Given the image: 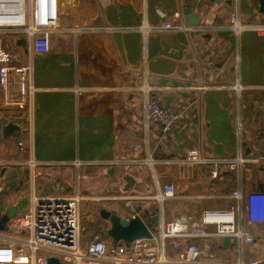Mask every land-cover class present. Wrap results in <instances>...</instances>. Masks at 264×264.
Masks as SVG:
<instances>
[{
  "label": "crops",
  "instance_id": "obj_1",
  "mask_svg": "<svg viewBox=\"0 0 264 264\" xmlns=\"http://www.w3.org/2000/svg\"><path fill=\"white\" fill-rule=\"evenodd\" d=\"M186 7V0H58L55 55L32 54L17 43L14 57L28 67L32 107L0 114V221L9 214L0 235L15 228L36 200L72 197L78 199L80 245L107 248L114 245L104 237L109 224L103 214L141 215L155 234L176 215L198 221L206 210L229 209L232 191H264L260 1L192 0L197 26L187 22ZM232 14L247 27L239 38L219 29ZM81 15L95 31H73ZM182 23L208 30L185 31ZM198 65L201 92L194 87ZM237 77L255 87L249 98L228 88ZM150 99L175 111L172 132L147 120ZM125 118L139 125L144 161H121ZM192 151L198 153L195 179L179 181L176 164ZM239 154L248 162L232 170L230 161ZM164 185L174 194L160 202ZM253 230L254 242L241 253L234 238L214 235L167 239L163 250L171 260L191 253L210 264L264 259V224ZM211 249L214 255H207Z\"/></svg>",
  "mask_w": 264,
  "mask_h": 264
},
{
  "label": "built area",
  "instance_id": "obj_2",
  "mask_svg": "<svg viewBox=\"0 0 264 264\" xmlns=\"http://www.w3.org/2000/svg\"><path fill=\"white\" fill-rule=\"evenodd\" d=\"M164 28L169 27L165 25ZM181 28L185 31L208 30L205 27H188L185 23H182ZM141 29L144 32L151 31L147 26H142ZM219 29L229 30L237 38L247 32V27L236 14H232L228 24ZM58 30V0H0V114L15 109H31L33 93V87L28 83V67L18 64L14 56H8L4 50V40L8 36L15 37L18 44H26L30 53L49 57L56 53L51 35ZM84 30L96 29L89 27L86 17L81 15L73 31ZM202 65L206 63L202 62ZM200 67L198 65L194 86L198 92L203 87ZM228 88L245 99L255 91L249 80L239 77ZM144 112L147 120L156 123L162 133L172 132L177 126V115L168 105L150 99L144 105ZM124 125L126 129L121 146V161H144L139 125L126 121V118ZM236 133L240 135V125L237 126ZM262 148L264 151V141ZM197 155V152L192 151L187 159L176 164L177 180L185 182L195 179ZM118 161L119 159H114L109 162L115 164ZM245 162L248 159L240 154L236 155L230 161V168L240 170ZM1 192L0 186V194ZM173 194V186L164 185L157 199L162 202L173 197ZM230 197L235 205L229 209L206 210L198 221L176 215L156 228L152 238L136 240L129 249L121 244L107 248L92 242L85 246L80 245L77 198L36 200L31 210L22 214L15 223V229L25 231V236L10 233L0 235V264H36L37 254L41 250L45 252L47 260H57L60 264H210L203 260H194L191 253H186L182 259L171 260L164 253L163 242L167 239H207L212 235L231 237L236 240L241 253L244 245L254 242L257 234L253 226L264 224V191L243 193L235 190ZM46 261L42 264H46ZM234 264H264V259L256 256L244 262L239 256Z\"/></svg>",
  "mask_w": 264,
  "mask_h": 264
},
{
  "label": "water",
  "instance_id": "obj_3",
  "mask_svg": "<svg viewBox=\"0 0 264 264\" xmlns=\"http://www.w3.org/2000/svg\"><path fill=\"white\" fill-rule=\"evenodd\" d=\"M187 7L184 9L183 14L186 17L187 22L190 26H197L198 21L192 15V0H186ZM260 1V11L264 13V0ZM25 43L22 42V45ZM190 79L195 77V71L193 66L189 68ZM137 214L139 209L136 210ZM106 221H108L109 228L104 232V237L109 239L113 245L121 244L125 249H129L132 243L139 239H150L152 238L150 222L145 221V218L141 215L133 217H121L116 212L110 214H103ZM9 214L0 221V230H4V226L7 224ZM152 218V217H151ZM10 234H18L25 236L26 232L23 230H16L15 228L8 229ZM48 264H60L57 260H49Z\"/></svg>",
  "mask_w": 264,
  "mask_h": 264
},
{
  "label": "rangeland",
  "instance_id": "obj_4",
  "mask_svg": "<svg viewBox=\"0 0 264 264\" xmlns=\"http://www.w3.org/2000/svg\"><path fill=\"white\" fill-rule=\"evenodd\" d=\"M260 31H264V29H260ZM6 39H11V40H6ZM6 39L4 40V50L7 52L8 56L10 58H13L18 40L16 38H15L16 39L15 40L12 37H9V38L7 37ZM18 56L21 59H23V58H25L26 55L22 52H19ZM205 251H206L207 255H212V254L214 255L212 249H211V252H209L208 250H205ZM39 253L40 254H37V257H36V264H42L44 261L47 260V257L44 255L45 252L43 250H41ZM168 255H169V252H168ZM235 262H233V263L231 262L230 264H234ZM226 263H229V262H226Z\"/></svg>",
  "mask_w": 264,
  "mask_h": 264
}]
</instances>
